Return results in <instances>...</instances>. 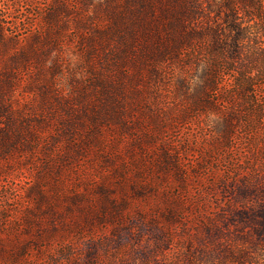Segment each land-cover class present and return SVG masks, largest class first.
I'll return each mask as SVG.
<instances>
[{
    "label": "trees",
    "instance_id": "16d2710c",
    "mask_svg": "<svg viewBox=\"0 0 264 264\" xmlns=\"http://www.w3.org/2000/svg\"><path fill=\"white\" fill-rule=\"evenodd\" d=\"M23 4L28 14L23 13L24 19L17 21L16 16L24 11ZM34 5L28 0H0V52L9 47L15 49L22 41L32 42L27 45L29 52L39 58L44 48L65 38L61 24L67 15L66 8L56 4L42 13ZM102 8L106 21L91 22L93 33L86 38V68L81 80H77L76 100H81L76 113L64 122L60 120V127H55L64 140L60 146L65 148H57L61 151L58 156H49L51 148L42 138L46 134L35 130L48 127L49 121L30 120L21 111L8 109L4 90L0 89L2 158L14 151L24 153L21 149L32 142L31 153L46 156L48 162L44 166L52 177L65 174L58 172L71 166L83 153L99 160L97 163L88 157L84 164L70 167V177L76 179L64 196L49 194L48 189L53 192L55 187L53 183L48 188L31 181L24 198L35 220L23 213L21 222L27 228L18 230V234L28 233L26 230L30 231L34 222L41 230L48 226L50 233L62 228L67 233L82 230L93 234L96 224L122 223L128 202L148 194L168 201L164 216L172 219L176 209H183L181 194L188 186L185 176L189 172L198 176L199 171L206 169L196 164L192 171L184 170L183 155L171 138L178 121L188 112L204 114L207 133L220 150L228 151L238 134V108L258 113L253 126L264 131V72L254 74L241 67L251 21L262 13V0H138L139 12L146 8L152 11L149 26L138 23V39L144 41H138V48L135 38L126 41L118 10L107 5ZM78 22L82 24L81 17ZM19 27H23V32ZM115 44L119 50L114 48ZM28 57V52L13 51L8 83L22 82L23 75L31 73ZM165 79L167 88L161 92L155 83ZM175 99L179 110L170 116L168 107ZM111 100L114 102L110 103ZM111 115L120 129L116 137L110 125ZM124 142L128 143L122 145ZM260 144L264 152V138ZM66 149H74V154L64 153ZM173 183L180 193L175 198L165 193ZM93 192L98 200L91 196ZM1 197L6 212L0 215V233L7 229L5 224L10 218L6 206L10 200L6 195ZM5 240L11 245L6 247L0 240L2 264H19L27 258V245H15L12 236Z\"/></svg>",
    "mask_w": 264,
    "mask_h": 264
},
{
    "label": "rangeland",
    "instance_id": "374dc122",
    "mask_svg": "<svg viewBox=\"0 0 264 264\" xmlns=\"http://www.w3.org/2000/svg\"><path fill=\"white\" fill-rule=\"evenodd\" d=\"M28 1L42 9V13L56 4L66 8L67 15L61 24L65 38L48 45V49L44 48L39 58L29 52L27 45L32 42L25 44L22 41L21 46L0 52V89L4 90L3 99L8 109L19 110L30 120L43 118L49 121L48 127H36L35 130L46 134L41 136L47 141V148H51L49 156L53 157L61 152L57 148L65 149L60 146L64 140L55 127H60V120L64 122L76 113L81 100H76L79 92L77 80L86 68V38L93 33L91 22L106 21L102 7L116 8L122 15L119 19L126 32V41L135 38V47L138 48L139 42L144 44L138 39L141 36L138 23L149 26L152 11L146 8L139 12L138 0ZM22 6L24 11L16 16L17 21L24 19L21 17L23 13L28 14L27 7ZM262 6V13L251 21L246 57L241 65L254 74L264 72V0ZM78 17H81L82 24ZM27 22L29 18L24 21L25 24ZM18 29L23 32V27ZM114 48L119 50V45L115 44ZM15 50L28 52V70L31 73L23 75L22 82L11 84L7 82L13 69L10 55ZM130 71L135 72L132 68ZM116 77L117 74L113 81ZM166 79L155 83L161 92L167 88ZM116 89L114 86V94ZM176 101L168 107L170 116L179 110ZM244 108L237 109L240 112L238 134L228 151L220 150L211 134L207 133L203 113L188 112L182 121H178L177 130L169 131H173L171 138L183 155V169L192 171L196 164L206 168L203 173L199 171L198 176L191 172L185 176L188 186L181 194L183 209H176L172 219L164 216L168 201L148 194L145 198L137 197L128 202L122 223L96 224L92 228L93 234L82 230L67 233L62 228L50 233L47 225L44 224L47 227L41 230L35 222L30 231L26 230L28 233L18 234V230L27 228L21 222L23 213L34 219L24 198L31 181L45 187L53 183V192L48 187L49 194L64 196L76 179L70 177V167L75 168L89 159L98 163L96 156L83 153L71 166L62 167L58 172L65 174L52 177L44 166L48 162L46 156L31 153L34 148L32 142L21 149L24 153L14 151L11 156L2 158L0 150V202L1 196L5 195L10 200L6 205L10 218L5 224L7 229L0 233V240L4 242L1 243L8 247L11 244L5 239L12 236L15 237V245L28 246V256L19 264H264V152L260 144L264 131L260 127L254 129L258 113L244 112ZM110 120L116 137L120 129L112 115ZM74 149H66L64 153L70 155ZM64 171L69 173V177ZM165 193L173 198L180 195L174 183ZM91 196L99 199L94 192ZM29 204L32 206L33 203L30 201ZM2 206L0 203L1 216L6 212Z\"/></svg>",
    "mask_w": 264,
    "mask_h": 264
}]
</instances>
